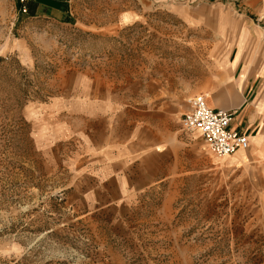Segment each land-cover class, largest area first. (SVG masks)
<instances>
[{
  "label": "rangeland",
  "instance_id": "rangeland-1",
  "mask_svg": "<svg viewBox=\"0 0 264 264\" xmlns=\"http://www.w3.org/2000/svg\"><path fill=\"white\" fill-rule=\"evenodd\" d=\"M218 7L70 0L56 17L0 0V264H264L263 181L180 121L216 84V23L238 17ZM153 86L173 105L146 104ZM125 119L158 123L160 181L100 209L80 193L74 139Z\"/></svg>",
  "mask_w": 264,
  "mask_h": 264
},
{
  "label": "crops",
  "instance_id": "crops-1",
  "mask_svg": "<svg viewBox=\"0 0 264 264\" xmlns=\"http://www.w3.org/2000/svg\"><path fill=\"white\" fill-rule=\"evenodd\" d=\"M69 1L27 0L25 5L29 15L61 17ZM213 1H217L222 10H229L231 6L237 9L238 17H229L225 11L219 14L216 24L219 22L221 32L216 41L226 43V48L222 60L217 59L214 68L223 76H217L212 89L193 96H204L212 109L233 112L230 129L247 136L248 148L238 150L231 157L235 156L236 163H246L264 185V0ZM225 4L228 5L226 9ZM208 52L212 55L214 50ZM162 90L165 89L153 86L146 104L173 105L169 92L166 99L160 98ZM107 124L104 120L97 122L95 133L74 139L79 147L77 169L84 178L80 186H86L80 193L85 201L99 203L100 209L137 201L139 195L160 181V147L164 143L158 123L154 128V123L148 120H119L115 125L117 132L111 135ZM132 126L136 127L135 132L130 131ZM80 128L81 124L73 125L74 130Z\"/></svg>",
  "mask_w": 264,
  "mask_h": 264
},
{
  "label": "built area",
  "instance_id": "built-area-1",
  "mask_svg": "<svg viewBox=\"0 0 264 264\" xmlns=\"http://www.w3.org/2000/svg\"><path fill=\"white\" fill-rule=\"evenodd\" d=\"M26 1L18 0L23 13L27 12ZM233 116L232 111L210 108L205 97L197 95L187 100L181 125L187 131H197L207 151L221 159L248 148L247 136L230 129Z\"/></svg>",
  "mask_w": 264,
  "mask_h": 264
},
{
  "label": "bare ground",
  "instance_id": "bare-ground-1",
  "mask_svg": "<svg viewBox=\"0 0 264 264\" xmlns=\"http://www.w3.org/2000/svg\"><path fill=\"white\" fill-rule=\"evenodd\" d=\"M195 132V131H194ZM197 132V131H196ZM243 158V157H242Z\"/></svg>",
  "mask_w": 264,
  "mask_h": 264
}]
</instances>
